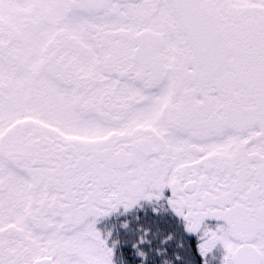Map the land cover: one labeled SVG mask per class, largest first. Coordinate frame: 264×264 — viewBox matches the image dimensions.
Wrapping results in <instances>:
<instances>
[{
	"label": "snow or ice",
	"instance_id": "1",
	"mask_svg": "<svg viewBox=\"0 0 264 264\" xmlns=\"http://www.w3.org/2000/svg\"><path fill=\"white\" fill-rule=\"evenodd\" d=\"M0 264H264V0H0Z\"/></svg>",
	"mask_w": 264,
	"mask_h": 264
}]
</instances>
